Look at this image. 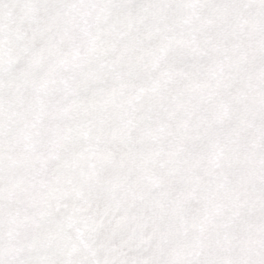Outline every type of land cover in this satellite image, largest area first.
<instances>
[{"label": "snow or ice", "instance_id": "obj_1", "mask_svg": "<svg viewBox=\"0 0 264 264\" xmlns=\"http://www.w3.org/2000/svg\"><path fill=\"white\" fill-rule=\"evenodd\" d=\"M0 264H264V0H0Z\"/></svg>", "mask_w": 264, "mask_h": 264}]
</instances>
